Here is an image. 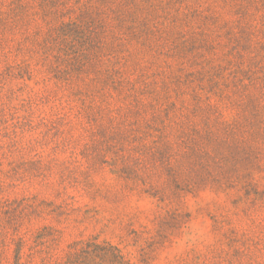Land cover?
<instances>
[{
  "label": "rangeland",
  "instance_id": "1",
  "mask_svg": "<svg viewBox=\"0 0 264 264\" xmlns=\"http://www.w3.org/2000/svg\"><path fill=\"white\" fill-rule=\"evenodd\" d=\"M264 264V0H0V264Z\"/></svg>",
  "mask_w": 264,
  "mask_h": 264
},
{
  "label": "trees",
  "instance_id": "2",
  "mask_svg": "<svg viewBox=\"0 0 264 264\" xmlns=\"http://www.w3.org/2000/svg\"><path fill=\"white\" fill-rule=\"evenodd\" d=\"M70 264H73V262H71Z\"/></svg>",
  "mask_w": 264,
  "mask_h": 264
}]
</instances>
